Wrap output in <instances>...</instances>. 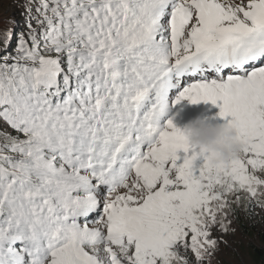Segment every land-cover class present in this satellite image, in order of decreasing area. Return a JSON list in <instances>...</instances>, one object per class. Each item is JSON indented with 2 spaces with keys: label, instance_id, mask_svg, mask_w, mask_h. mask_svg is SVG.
Masks as SVG:
<instances>
[{
  "label": "snow or ice",
  "instance_id": "snow-or-ice-1",
  "mask_svg": "<svg viewBox=\"0 0 264 264\" xmlns=\"http://www.w3.org/2000/svg\"><path fill=\"white\" fill-rule=\"evenodd\" d=\"M23 8L14 54L0 55V122L13 130L0 132V264L214 256L239 193L264 207V0ZM14 34L0 32L5 50ZM186 98L219 104L239 157L219 161L164 122Z\"/></svg>",
  "mask_w": 264,
  "mask_h": 264
},
{
  "label": "rangeland",
  "instance_id": "rangeland-1",
  "mask_svg": "<svg viewBox=\"0 0 264 264\" xmlns=\"http://www.w3.org/2000/svg\"><path fill=\"white\" fill-rule=\"evenodd\" d=\"M24 0H0V32L14 29L11 43L4 49V41L0 39V55H13L16 48V35L25 30ZM15 21V23H12ZM216 122H227L219 114L213 117ZM11 132L12 129L0 122V132ZM264 191V190H262ZM239 203L233 202L229 211L230 228L234 231L222 232L219 227L213 231V238L227 241L221 243L220 249L210 259L206 257L202 264H264V207L255 199L241 192ZM236 194L229 197L235 200ZM258 199L264 200V196ZM239 216L243 222L236 219ZM180 254L188 260V264H199L194 254L180 249Z\"/></svg>",
  "mask_w": 264,
  "mask_h": 264
},
{
  "label": "clouds",
  "instance_id": "clouds-1",
  "mask_svg": "<svg viewBox=\"0 0 264 264\" xmlns=\"http://www.w3.org/2000/svg\"><path fill=\"white\" fill-rule=\"evenodd\" d=\"M182 129L192 145L207 149L217 160L225 163L239 157L244 149L239 131L228 122H213L197 117L187 122ZM168 264L181 262L177 256H173Z\"/></svg>",
  "mask_w": 264,
  "mask_h": 264
},
{
  "label": "trees",
  "instance_id": "trees-1",
  "mask_svg": "<svg viewBox=\"0 0 264 264\" xmlns=\"http://www.w3.org/2000/svg\"><path fill=\"white\" fill-rule=\"evenodd\" d=\"M12 132H13V130L10 133H12ZM236 217H237L236 219L238 220V222H243L239 216H236Z\"/></svg>",
  "mask_w": 264,
  "mask_h": 264
}]
</instances>
